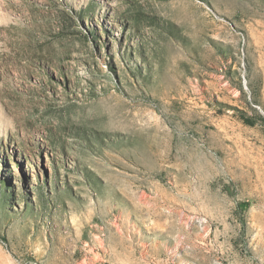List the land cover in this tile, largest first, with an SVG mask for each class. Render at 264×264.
I'll list each match as a JSON object with an SVG mask.
<instances>
[{"label": "rangeland", "instance_id": "1", "mask_svg": "<svg viewBox=\"0 0 264 264\" xmlns=\"http://www.w3.org/2000/svg\"><path fill=\"white\" fill-rule=\"evenodd\" d=\"M0 264H264V0H0Z\"/></svg>", "mask_w": 264, "mask_h": 264}]
</instances>
